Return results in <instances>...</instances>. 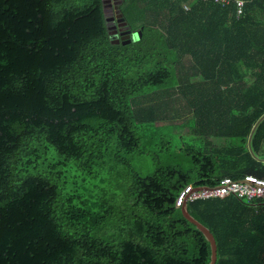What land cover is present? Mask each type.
<instances>
[{
  "label": "trees",
  "instance_id": "16d2710c",
  "mask_svg": "<svg viewBox=\"0 0 264 264\" xmlns=\"http://www.w3.org/2000/svg\"><path fill=\"white\" fill-rule=\"evenodd\" d=\"M102 1L0 0V264H209L174 201L264 178L247 145L264 114V0L239 17L233 2L122 0L140 33L125 45ZM185 115L190 134L155 143ZM155 146L165 163L135 173L130 158ZM251 146L264 158V119ZM186 208L215 264H264V199Z\"/></svg>",
  "mask_w": 264,
  "mask_h": 264
},
{
  "label": "built area",
  "instance_id": "2783aa9c",
  "mask_svg": "<svg viewBox=\"0 0 264 264\" xmlns=\"http://www.w3.org/2000/svg\"><path fill=\"white\" fill-rule=\"evenodd\" d=\"M209 1V0H203ZM215 4L225 7L231 2L234 3L235 15L239 17L243 12L244 2L242 0H212ZM188 10V6L184 5ZM227 196H234L244 201L253 199H264V178L246 176L242 180L234 181L230 178H223L213 187L194 186L192 184L183 187L175 198V207H181L184 203L207 199H223Z\"/></svg>",
  "mask_w": 264,
  "mask_h": 264
},
{
  "label": "water",
  "instance_id": "95a60500",
  "mask_svg": "<svg viewBox=\"0 0 264 264\" xmlns=\"http://www.w3.org/2000/svg\"><path fill=\"white\" fill-rule=\"evenodd\" d=\"M102 2H103V9H104L105 23L107 26L108 35H109V39H110L111 43L112 44H118L121 41V43L123 45H125L131 41L136 40L138 38V35H140V33L131 32V30L128 29L124 18L122 17V15L119 12L118 7L122 3V0H103ZM115 10H117V12L119 13L116 17L117 23L122 24V25H118V27H123L122 29H120V34H119L120 37H118L117 29L115 28L116 26L114 25V27L112 29L111 25H109L108 16H110V19H114V11ZM114 23H115V21H114ZM263 119H264V114L257 120L255 125L253 126L251 133L249 135V138H248V142H247L249 153L251 154L252 157H254L258 161H264V158H259L255 155V153L253 152L252 146H251V140H252V136L254 134L256 127L259 125V123ZM180 211H181L182 216L189 223L194 225L196 227V229L199 230L203 234L205 239L208 241L209 246H210L209 264H215V262H216V243H215V240H214L212 234L210 233V231L205 226H203L201 223H199L198 221H196L193 217H191L189 215V213L187 212L186 203H184L180 207Z\"/></svg>",
  "mask_w": 264,
  "mask_h": 264
},
{
  "label": "rangeland",
  "instance_id": "374dc122",
  "mask_svg": "<svg viewBox=\"0 0 264 264\" xmlns=\"http://www.w3.org/2000/svg\"><path fill=\"white\" fill-rule=\"evenodd\" d=\"M119 13L117 10L114 11V15H118ZM169 105L175 109H179V103L177 101L169 102ZM188 118V115L183 116L180 119L175 120V125H164L162 128L159 129V131L156 133L155 143L160 142L163 140V138H160V136H163L167 140H171V144L179 143L181 140L179 139L180 136H185L190 134V129L184 128L181 129L179 127H176V124H182L185 122V120ZM161 126V125H160ZM159 139V140H158ZM162 142V141H161ZM158 146H155L153 148L149 149V153L145 155H138V156H132L130 158V165L132 170L143 176L150 175L155 168L160 165L164 164L166 160V154L164 153V147L161 148L160 151H158ZM116 181V179H115ZM117 182H121L120 189H122V185L126 183L125 180H118Z\"/></svg>",
  "mask_w": 264,
  "mask_h": 264
},
{
  "label": "flooded vegetation",
  "instance_id": "af4514ba",
  "mask_svg": "<svg viewBox=\"0 0 264 264\" xmlns=\"http://www.w3.org/2000/svg\"><path fill=\"white\" fill-rule=\"evenodd\" d=\"M109 13V12H108ZM117 15L115 16L114 15V19H110V16H108V19H109V25H111V28L113 29L114 25L116 26L115 28L117 29V34H118V37H120V29H122L123 27H118V25H122L121 23H117ZM115 21V23H114Z\"/></svg>",
  "mask_w": 264,
  "mask_h": 264
}]
</instances>
